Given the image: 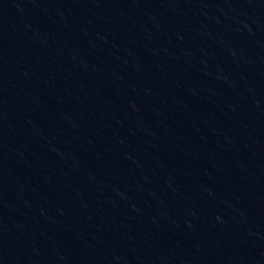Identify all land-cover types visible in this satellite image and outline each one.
Returning a JSON list of instances; mask_svg holds the SVG:
<instances>
[{"label":"water","instance_id":"obj_1","mask_svg":"<svg viewBox=\"0 0 264 264\" xmlns=\"http://www.w3.org/2000/svg\"><path fill=\"white\" fill-rule=\"evenodd\" d=\"M0 209L16 264H264V0H0Z\"/></svg>","mask_w":264,"mask_h":264}]
</instances>
